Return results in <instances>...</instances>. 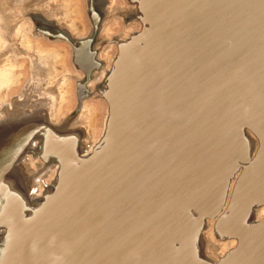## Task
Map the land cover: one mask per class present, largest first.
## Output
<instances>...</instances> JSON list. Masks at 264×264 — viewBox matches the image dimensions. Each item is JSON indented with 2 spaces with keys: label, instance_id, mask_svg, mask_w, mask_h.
Wrapping results in <instances>:
<instances>
[{
  "label": "bare ground",
  "instance_id": "6f19581e",
  "mask_svg": "<svg viewBox=\"0 0 264 264\" xmlns=\"http://www.w3.org/2000/svg\"><path fill=\"white\" fill-rule=\"evenodd\" d=\"M112 1L86 0L89 33L80 38L73 35L77 24L70 11L78 17L82 12L71 2L59 5L49 0L46 11L33 8L27 13L37 21L51 16L47 22L51 26L42 27L43 22L39 26L47 32L46 38L69 42L72 61L74 44H84L80 61L85 67L95 62L102 27L107 24L110 32L118 22L114 14L121 15L124 30L113 39L114 45L117 38L122 41L118 58L112 43L101 51L116 64L105 94L96 91L99 84L94 81L86 83L85 91H79L74 78L64 82L70 73L59 66L65 53L36 44L38 53L43 48L51 59L47 64H53L48 68L53 75L51 88L50 70L37 75L32 63L36 55L29 51L30 43H23V49L14 51L33 57L30 75L19 96L8 103L3 102L5 86L15 79L2 61L13 43L25 37L18 29L19 18L31 3L39 2L0 0V264H264V132L253 140L247 135L237 137L227 159L239 158L215 172L216 159L199 157L205 151L200 145L189 146L187 133L180 137L178 154H170L179 163L190 159L191 170L184 178L182 172L176 178L155 171L139 180L128 178L127 171L117 172L111 162L100 166L99 149L104 145L100 146V138L109 111L110 118L118 113L122 133L136 125L144 130L155 115H169L177 105L170 106L172 100L166 103L167 96L184 98L182 93L198 92V52L202 44L215 39L212 23L231 0H124L115 9ZM123 34L130 36L127 41ZM166 66L172 72H164ZM73 94L77 108L64 115ZM91 96L106 103L97 138L100 107L90 102ZM27 104L33 108L31 114L25 112ZM182 104L178 103V110ZM141 135L143 140L150 136ZM95 141L86 155V144ZM31 149L36 151L26 157ZM112 149L109 142L101 152L109 154ZM41 157L45 162H40ZM199 205H204L202 210L195 211ZM254 214L261 221L251 222ZM203 222L207 230L201 236ZM231 233L235 237L227 238Z\"/></svg>",
  "mask_w": 264,
  "mask_h": 264
},
{
  "label": "water",
  "instance_id": "95a60500",
  "mask_svg": "<svg viewBox=\"0 0 264 264\" xmlns=\"http://www.w3.org/2000/svg\"><path fill=\"white\" fill-rule=\"evenodd\" d=\"M208 7L209 5L203 7L204 10L201 12L204 13ZM216 16V20L212 23L215 39L210 41L211 43L206 41L202 44L198 52L200 54L196 73L199 75L198 92L182 93L184 98L182 96L178 98L175 94L164 95L162 98L167 96L166 103L172 100L170 106L177 103L170 114L164 117L155 115V121L144 130L142 126L136 125L134 128L130 127L126 133H122L123 126L120 124L122 120L117 121L118 113H113L110 118L108 104V120L100 138V146L104 144L103 148L110 142L113 143V149L109 154L105 151L101 152L102 148L99 149L100 166L111 162L114 166L117 165L119 170L116 169L117 172L127 171L128 178L139 180L153 176L155 171L176 178L182 172L184 178V175L187 176L191 170L190 159L188 163L183 160L179 163L178 159L170 157V154H178L177 152L182 148L179 145L181 135L187 133V144L200 145L205 151L201 152L199 157L206 154L205 156L208 155L211 160L216 159L212 172L219 171L223 164L235 163L239 158L235 155L232 158V155L227 159L228 151L231 152V145L236 142L237 137L247 135L248 139L253 140L256 134L262 136L264 132V0H231L230 4H225L223 10ZM202 24L205 25V22ZM204 35L205 31H202L201 39ZM193 65L192 60L190 66ZM169 68L166 66L164 72H172ZM191 100L197 103L193 105ZM180 101H183V104L178 110ZM124 118L132 121L130 116ZM189 118L194 121L192 124L190 120L187 121ZM186 124L188 125L184 127ZM180 125L185 132L184 129L181 130ZM190 129H192L191 133H188ZM194 129L198 130L197 135L192 134ZM215 131L216 135L209 139ZM146 133L150 135L149 138L141 139V134ZM95 143L96 141L86 144L87 151L89 150L86 155L90 153L91 146ZM218 147H220L219 152ZM207 150L211 151L206 152ZM164 161H168L167 165ZM156 163L159 165L155 166ZM203 206L199 205L194 210H202ZM189 210L193 211L192 208ZM252 219L251 222L256 223L261 221L262 217L254 214ZM200 230L202 236L207 230L204 222ZM229 235L227 238L235 237V233Z\"/></svg>",
  "mask_w": 264,
  "mask_h": 264
},
{
  "label": "rangeland",
  "instance_id": "374dc122",
  "mask_svg": "<svg viewBox=\"0 0 264 264\" xmlns=\"http://www.w3.org/2000/svg\"><path fill=\"white\" fill-rule=\"evenodd\" d=\"M34 1H38V4H34L31 3L30 8L26 9V13L25 16H22L19 18V24L20 27H18L20 33L22 32V35L25 37H22L21 41H15V43H13V46L10 49V52H8L4 58V60L2 61L5 65L6 68H9L11 71V77L12 80L15 79V81L9 85V87L7 88V85L5 86L7 90H5L6 92V99H5V95L3 97V102L5 100V102H10L11 98H16L19 96L22 85L26 82V80L28 79L29 75H30V69H31V65L32 63L34 64V68H37V75L40 74V72L42 71H47L50 70L48 69L51 65L53 64H47L48 62H51V59L49 58V56L47 55V53H45V50L43 48L40 49L41 53H38V47H36V44H39L42 47L45 48H55V49H59L61 52L65 53V56L62 57L63 63L62 65L59 66L62 68V66H65L70 73H67L66 75V80L64 82H71L73 80V78L75 79L76 83L78 84L79 87V91L80 90H84L86 87V83H89L90 81H94L96 83H98L100 85H98V87L96 88V91L98 93H103L105 94V89L106 87L110 86L108 83V79L110 77V74L114 71L116 64H111L110 61L108 60L109 57L108 55H106L105 53L101 52L102 48L105 50L107 46H109L110 43L113 44V39L115 38V34H118L119 32H123L124 30V22L122 20V18H120L119 14H114L116 17H118L117 19V23L112 25L110 32L108 30H106V25L105 24L102 27V40H100L99 46L96 49V54L94 56L95 62L90 64L89 66L85 67L83 66V64L80 61V54L81 53H85L86 51L83 50L84 44L81 43H75L73 46V61L71 60V56H70V49L71 46L69 45V42L66 40H62L59 39L57 40H53L50 38H46L44 35L47 33L43 28H40L39 23L43 22L42 27L45 25H50L49 21H51L52 19L50 15H45V17H41V19H37L35 18V20L30 17L29 15H27L28 12H31V9H36V11L38 10H47V3L49 2V0H34ZM56 2L59 5H64L65 2L70 3V5L74 6L75 8L79 7L80 11L82 12V16L78 17L76 15V13L74 11H70V16H72L74 18V21L76 22L75 24H77V28L75 29L73 35L77 38H80L82 36H86L89 33V24H88V14L86 12L85 9V5H86V0H56ZM134 2V0L132 1V3ZM43 3V6L41 8L40 4ZM122 3H124V0H113L111 3V6L115 9V7L121 5ZM68 5V8H71V6ZM89 6L90 9L92 8L91 3L89 2ZM116 11V10H115ZM46 13V12H45ZM50 16V17H49ZM51 26V25H50ZM39 29V30H38ZM84 29V30H83ZM98 34V33H97ZM124 35V36H123ZM121 36H123L122 38L124 40H128V38L130 36L123 34ZM97 36V35H96ZM96 38V37H95ZM97 39V38H96ZM97 41H99V39H97ZM91 40L89 41V43L87 44V46H89ZM122 41L119 40V38H117L116 43L114 45L115 47V51H116V58H118L119 56V44ZM23 43H30V50L29 51H33L34 55H36L35 58H33L29 53L25 52L22 55H19L18 53H16L14 50H16V48H21L24 47V45H22ZM18 45V46H16ZM85 48V47H84ZM109 50V55H112V48L111 49H107ZM32 59V63H31V58ZM74 63V65H73ZM5 68V69H6ZM75 70V71H74ZM82 70L83 72H80ZM47 73V72H46ZM48 76V83L49 86L52 88V79H53V75H51V70L49 71V73H47ZM52 77V78H51ZM59 77V76H58ZM57 77V78H58ZM56 78V80H57ZM75 84V83H73ZM65 86L67 87V84H65ZM74 87V85H73ZM54 89V88H53ZM71 90H74V88H72V86H70ZM55 90V89H54ZM57 90L59 91V88H57ZM74 93V92H73ZM76 96L73 94V98L70 102L69 105V109L68 110H63L62 114H68L70 115V113H72V111L77 108V100L75 98ZM22 99V97L18 98V100ZM58 100V97L57 99ZM90 102H93L95 105L99 104V109L97 111V136L96 138L100 135V132L104 126V118L105 115L107 113L106 110V103L102 98H94L93 96H91V99H89ZM92 100V101H91ZM89 101H87V104L90 103ZM31 104H27L24 106L25 112L31 114L33 112V108L30 106ZM1 107V106H0ZM96 138H94V140H96ZM38 142L37 140L35 141V143ZM34 143V144H35ZM37 145V144H36ZM32 151L35 152L36 149H31L30 152L26 155V157L29 154H32ZM36 156V154H34ZM27 160V159H26ZM39 160V159H37ZM40 162H45V159L43 157L40 158ZM29 166L28 161H27V167ZM32 166V165H31ZM48 178V177H47ZM49 180V179H48ZM229 249V247L226 249V251ZM225 252V251H224Z\"/></svg>",
  "mask_w": 264,
  "mask_h": 264
}]
</instances>
